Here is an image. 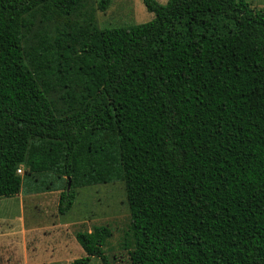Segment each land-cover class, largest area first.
I'll return each mask as SVG.
<instances>
[{"label":"trees","instance_id":"1","mask_svg":"<svg viewBox=\"0 0 264 264\" xmlns=\"http://www.w3.org/2000/svg\"><path fill=\"white\" fill-rule=\"evenodd\" d=\"M141 1L150 21L98 29L110 0H0V199L58 191L64 215L120 182L129 264H264V12ZM109 236L75 233L70 264H109Z\"/></svg>","mask_w":264,"mask_h":264},{"label":"rangeland","instance_id":"2","mask_svg":"<svg viewBox=\"0 0 264 264\" xmlns=\"http://www.w3.org/2000/svg\"><path fill=\"white\" fill-rule=\"evenodd\" d=\"M94 1L86 0L89 10ZM164 4L166 0H155ZM252 11L264 12V0H244ZM141 0H110L105 12L94 10L93 24L98 29L128 27L152 19ZM77 21L83 17H75ZM60 22L36 24L27 43L35 44L37 37H52ZM56 97V94H53ZM22 174V169L17 173ZM29 186L22 184L21 192L0 199V264H70L83 257L74 240L77 232H90L104 226L110 236L103 246L109 264H129L127 250L129 214L123 185L120 182L88 186L75 190L73 204L64 215L56 214L58 191L25 194ZM89 264H101L91 258Z\"/></svg>","mask_w":264,"mask_h":264},{"label":"water","instance_id":"3","mask_svg":"<svg viewBox=\"0 0 264 264\" xmlns=\"http://www.w3.org/2000/svg\"><path fill=\"white\" fill-rule=\"evenodd\" d=\"M68 188H69V182L67 181L66 191L68 190Z\"/></svg>","mask_w":264,"mask_h":264},{"label":"built area","instance_id":"4","mask_svg":"<svg viewBox=\"0 0 264 264\" xmlns=\"http://www.w3.org/2000/svg\"><path fill=\"white\" fill-rule=\"evenodd\" d=\"M19 171H17V173H18Z\"/></svg>","mask_w":264,"mask_h":264}]
</instances>
